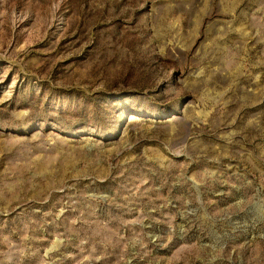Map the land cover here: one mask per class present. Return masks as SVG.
Masks as SVG:
<instances>
[{
  "label": "rangeland",
  "instance_id": "rangeland-1",
  "mask_svg": "<svg viewBox=\"0 0 264 264\" xmlns=\"http://www.w3.org/2000/svg\"><path fill=\"white\" fill-rule=\"evenodd\" d=\"M0 264H264V0H0Z\"/></svg>",
  "mask_w": 264,
  "mask_h": 264
}]
</instances>
